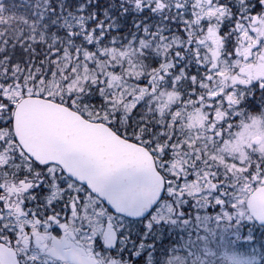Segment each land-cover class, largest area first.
Masks as SVG:
<instances>
[{
	"label": "snow or ice",
	"instance_id": "snow-or-ice-1",
	"mask_svg": "<svg viewBox=\"0 0 264 264\" xmlns=\"http://www.w3.org/2000/svg\"><path fill=\"white\" fill-rule=\"evenodd\" d=\"M254 117L264 0H0V264H264Z\"/></svg>",
	"mask_w": 264,
	"mask_h": 264
},
{
	"label": "rangeland",
	"instance_id": "rangeland-1",
	"mask_svg": "<svg viewBox=\"0 0 264 264\" xmlns=\"http://www.w3.org/2000/svg\"><path fill=\"white\" fill-rule=\"evenodd\" d=\"M190 122L192 118H190ZM259 140L258 142H255ZM233 143L237 144L236 151H241L246 147L251 146L252 144H261L264 143V122H262L258 117H254L250 124H245L235 133V140ZM164 209L161 208L158 212L163 213ZM129 234L133 236L134 239H139L141 231L143 228L142 224L129 226L126 223Z\"/></svg>",
	"mask_w": 264,
	"mask_h": 264
},
{
	"label": "water",
	"instance_id": "water-1",
	"mask_svg": "<svg viewBox=\"0 0 264 264\" xmlns=\"http://www.w3.org/2000/svg\"><path fill=\"white\" fill-rule=\"evenodd\" d=\"M123 216H125V217H127V218H130V219L139 220V219L136 218V217H129L127 213H124Z\"/></svg>",
	"mask_w": 264,
	"mask_h": 264
},
{
	"label": "flooded vegetation",
	"instance_id": "flooded-vegetation-1",
	"mask_svg": "<svg viewBox=\"0 0 264 264\" xmlns=\"http://www.w3.org/2000/svg\"><path fill=\"white\" fill-rule=\"evenodd\" d=\"M119 219V217H117Z\"/></svg>",
	"mask_w": 264,
	"mask_h": 264
}]
</instances>
